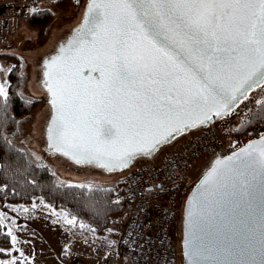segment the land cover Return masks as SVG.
<instances>
[{
	"label": "snow or ice",
	"instance_id": "snow-or-ice-1",
	"mask_svg": "<svg viewBox=\"0 0 264 264\" xmlns=\"http://www.w3.org/2000/svg\"><path fill=\"white\" fill-rule=\"evenodd\" d=\"M45 65L57 114L50 147L127 167L264 84V0H89ZM198 188L191 264H264V138L217 161Z\"/></svg>",
	"mask_w": 264,
	"mask_h": 264
},
{
	"label": "rangeland",
	"instance_id": "rangeland-1",
	"mask_svg": "<svg viewBox=\"0 0 264 264\" xmlns=\"http://www.w3.org/2000/svg\"><path fill=\"white\" fill-rule=\"evenodd\" d=\"M85 1L77 0L72 8L63 11L54 5L53 0H42L43 6L53 8L55 13L53 21L43 33L30 27L26 30L27 35L20 30L21 32L10 38L9 36L14 26L13 23L11 30L3 38L4 41L10 38L9 42L0 43V84L4 85L7 93L11 83L10 71H7V69H12L17 65L21 74V91L37 100L27 114L28 119L24 124L25 131L21 139H23V142L39 162L49 166L60 182L88 186L114 182L117 187H122L130 168L122 171L107 172L93 164H76L62 155H53L43 148L46 143V122L51 109L47 102V94L40 82L41 62L45 55L54 51L58 44L57 42L65 39L71 29L79 23ZM17 2L21 3L20 0ZM27 3L23 4L22 2V6L24 7ZM42 44H46L44 52H42L44 48L40 49ZM6 52L14 53L18 57L13 60L8 55L2 54ZM254 91L260 95L259 101H262L264 98V84L254 89ZM253 106L251 118L258 103ZM248 120L242 124H246ZM238 125L241 124L234 125L225 134L224 145L226 147L233 142L236 134H246L250 129L249 127H251L250 125L247 131H237ZM192 132L194 130H190L189 133ZM169 146H171V143L161 148L157 157L162 155ZM212 158L204 157L191 167L187 174L186 186L183 192L173 202L177 216L175 232L180 241L182 214L186 197L203 174L205 168L209 166ZM144 162H146L144 159H138L132 166ZM5 209L15 213L13 216L4 212L1 214L2 218L7 222L8 231L17 239L15 242L12 240V247L8 249L12 253L7 257L0 255V261L14 264L19 254V258H21L19 264H26V260L30 261L31 264H77L80 261H92L95 263L96 257L101 254L98 244L92 241L90 235L76 230L73 223H68L69 220L73 221V219L60 206L51 205L44 200H35L31 203H23L20 206H10ZM18 217L22 219L19 220L17 219ZM15 249L18 254L15 253ZM125 261L128 262L127 259Z\"/></svg>",
	"mask_w": 264,
	"mask_h": 264
},
{
	"label": "built area",
	"instance_id": "built-area-1",
	"mask_svg": "<svg viewBox=\"0 0 264 264\" xmlns=\"http://www.w3.org/2000/svg\"><path fill=\"white\" fill-rule=\"evenodd\" d=\"M33 7L38 8V3ZM22 10L18 3H11L0 15V38L11 30L13 20L22 15ZM259 100L260 95L253 90L222 118L180 137L159 157L130 167L122 188L114 195L115 200L128 203L123 213L110 218L111 227L118 233L117 240H101L96 235L91 238L106 253L108 261L119 256L129 264H183L173 202L186 186L188 171L199 160L230 153L264 135V123H259L246 134H236L228 147L224 145L225 134L234 125L245 123Z\"/></svg>",
	"mask_w": 264,
	"mask_h": 264
},
{
	"label": "trees",
	"instance_id": "trees-1",
	"mask_svg": "<svg viewBox=\"0 0 264 264\" xmlns=\"http://www.w3.org/2000/svg\"><path fill=\"white\" fill-rule=\"evenodd\" d=\"M37 1L40 0H32L24 7L19 3L23 9L21 17L25 18L31 28L43 33L53 21L55 13L53 8L39 4L38 8H34L33 4L38 3ZM76 2L77 0H53L54 5L63 11L72 8ZM2 54L13 60L18 57L9 52ZM20 76L19 68L15 65L10 71L9 90L6 96L0 97V249L5 250L0 255L7 257L12 253L8 250L12 247V235L1 213L13 216L15 213L5 208L35 200H44L62 207L72 217L74 228L91 238L96 235L101 240L109 239L113 229L110 218L123 213L128 205L124 200L114 199V195L122 187H117L114 182L89 186L60 182L49 166L35 158L21 136L24 135L27 114L37 100L21 91ZM250 118L246 124L238 125L236 130L247 131L250 125L264 123V98ZM15 253L18 254L16 249ZM17 261L21 262L19 254ZM26 264H30V261L26 260Z\"/></svg>",
	"mask_w": 264,
	"mask_h": 264
},
{
	"label": "water",
	"instance_id": "water-1",
	"mask_svg": "<svg viewBox=\"0 0 264 264\" xmlns=\"http://www.w3.org/2000/svg\"><path fill=\"white\" fill-rule=\"evenodd\" d=\"M88 2H89V0H86L85 1V5H84V8H83V12L86 10L87 5H88ZM81 19H82V16H81ZM81 19H80L79 23L77 25H75L71 29V31L66 36V38L63 39V40H60L58 42V44L56 45L54 51L48 53L42 59V62H41L42 67H41L40 82H41V85L43 86V88H44V90H45V92L47 94V102L48 103H49L50 94L48 93V90H47V83L46 82L48 80V77L45 75V72L47 71V67L45 65V61L50 60L51 57L56 56L60 52V46L62 44H66L67 41L72 38V36L74 35L75 29L77 27H79V25H80ZM93 76H98V73H93ZM258 87H254L252 90H250L248 92V95L254 89H256ZM243 99L244 98H241V101ZM49 105H50L51 112H50L49 117H48L47 122H46V127H45V140H46V143H45V145H44L43 148L46 151H48L49 153L53 154V155H58V154L63 155L64 157H66L67 159H69L70 161H72V162H74L76 164H79V165L93 164V165H96V166L100 167L95 162H92V163H84V162L77 163L76 162V159H73L72 158V155H64L63 152H59L54 147H50V145L52 143V135H53V132L50 131V129H54L55 128V119H56V115L57 114H56V110L53 108V106L50 103H49ZM225 115H223V116H225ZM215 119H219V118H217L215 115H212L211 121H209L207 123H204V124L196 123L194 126L186 128L181 133H173L171 136H169L167 138V141L166 142L161 143V144H158L157 147H156V149L154 151H151L148 154H145L144 152H137L132 157V159L128 162L127 167H118V168H104V167H100V168L103 169V170H105V171H107V172L122 171L124 169L130 168L132 166V164H134L135 161L138 160V159H150V160L151 159H154V158H156L158 156V154H159L158 151L161 148H164L166 145H168L170 143L171 144L174 143V141H176L180 137L188 134L190 132V130H194L195 131V130H197L199 128H202L204 126L209 125ZM262 138H264V135L261 136V137H257V138H254V139H251V140L247 141L242 146L236 148L235 150H233L230 153H227V154H224V155H216V156H214L211 159L209 166L207 168H205V170H204L203 174L201 175V177L198 179V181L195 183V185L192 187V189L188 193V195L186 197V200H185V203H184L183 214H182V224H181V250H182L183 264H191V260H192V257L190 255V251H191V248H190V244H191V235H190L191 225H190V215H189V213L193 209V204L190 201H192L194 199V193H197V192H199V191L202 190V188H198V185H200L201 180H203L204 177H205V175L208 174L213 169V167L215 165H217V161H223L224 158L232 156L233 153H239L240 149L245 148L247 145H249L253 141H260ZM150 188H152V187H150ZM217 211H219V209H217ZM205 212H206V214H205V220L207 221L208 216L209 215H212V213L208 209H206ZM211 223H212L211 221H208V223L206 225V228L209 227V226H211ZM217 223H219V221H217ZM186 241H187V243H186Z\"/></svg>",
	"mask_w": 264,
	"mask_h": 264
},
{
	"label": "crops",
	"instance_id": "crops-1",
	"mask_svg": "<svg viewBox=\"0 0 264 264\" xmlns=\"http://www.w3.org/2000/svg\"><path fill=\"white\" fill-rule=\"evenodd\" d=\"M17 1L18 0H0V15L4 12L3 11L4 7L6 8V6L10 5L11 3H13V4L18 3L19 4L20 2H17ZM20 1H21L20 4H22V2L24 4V3H27V2L32 1V0H23V1L20 0ZM37 2L40 6H43L42 0L37 1ZM13 21H14V26H13L12 33L9 36L10 38L14 37L15 34H17L18 32H21L20 30L24 31V34H25L27 32L26 30L28 28H30V26L26 23V20L23 16L22 17L20 16L17 19H14ZM25 35H27V33ZM10 38L9 39L7 38L8 39L7 41H4V39L0 38V43L3 44V43L9 42ZM45 47H46V44H44V45L42 44V46H40V49L41 48L45 49ZM42 51H43V49H42ZM41 56H42V54H41ZM113 231H114V229L111 230L109 239L117 240L118 233H117V231H114L116 234L115 235ZM100 252H101V254L96 257V259H95L96 262L95 263L93 262L94 264H129V261L127 262V261H125L126 260L125 258L122 259V257H119V256L114 257V258L110 259V261H108V259L106 258V253L103 251H100ZM98 261H100V262L97 263Z\"/></svg>",
	"mask_w": 264,
	"mask_h": 264
}]
</instances>
